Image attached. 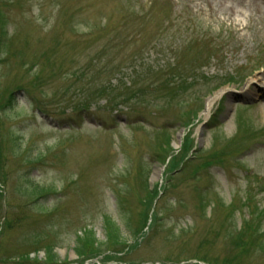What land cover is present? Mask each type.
Listing matches in <instances>:
<instances>
[{"label": "rangeland", "instance_id": "374dc122", "mask_svg": "<svg viewBox=\"0 0 264 264\" xmlns=\"http://www.w3.org/2000/svg\"><path fill=\"white\" fill-rule=\"evenodd\" d=\"M17 1L0 0V102L36 72L41 83L0 108V224L30 214L0 253L34 247V264H81L75 233L104 242L111 216L126 245L99 242L84 264H264V0ZM73 84L107 93L83 107ZM197 145H227L225 167L170 175L171 156Z\"/></svg>", "mask_w": 264, "mask_h": 264}, {"label": "trees", "instance_id": "16d2710c", "mask_svg": "<svg viewBox=\"0 0 264 264\" xmlns=\"http://www.w3.org/2000/svg\"><path fill=\"white\" fill-rule=\"evenodd\" d=\"M14 1H17V0H14ZM17 2L20 3V1H17ZM1 17L2 16L0 14V22L2 21ZM2 33H4V31L2 29V24H1V26H0V39L2 37ZM40 61H43V60H40ZM34 66H35V63H33L30 66L29 70H31ZM81 73H83V72H81ZM40 83H41L40 75L36 72V73H34L30 82H28L25 85L18 86L16 91L14 90L10 93V95L7 97L6 101L0 102V104H1L0 108H1V106L7 107V108L12 107L15 103V95L16 94H20V93L25 92V91L28 93L29 87L39 86ZM84 84L85 83H82L81 85H84ZM82 87L83 86L80 87V85L74 86V84H73L72 85V88H73L72 94L75 97L81 98V96H82L84 98L83 99L84 101H82V103L80 105L83 107L89 106L91 104V99H93L94 97H100V96L104 97L105 94H103V93H107V91H106L107 88H104V89L101 88L98 90H94V91H92V93H90V92H88L89 89H85L84 91H82ZM108 88H111V87L109 86ZM120 95L121 94H119L117 98H119ZM129 95L132 96V98H137V95H135L134 92H132V93L128 92L126 99H130ZM105 97H108V95ZM89 100H90V102H89ZM114 100L115 99H112V101H114ZM217 121H219V118H216V115L214 114V117L212 118V120H210V122H208V124H209L208 126H211L213 124L215 125L216 123H218ZM1 140H2V138L0 139V162H1V157H2ZM227 145L225 147L219 149V150L210 148V149H208V151L202 149L201 147H199V145L194 146L193 149H192V147H189V148L187 147L189 150L188 152H190V150H191L190 153H188L186 150V152L188 154L184 152V154H180V156H178V157L176 155L171 156V159H170L171 162L169 163V165H167V166H169L168 171H170L169 172L170 175L176 170H178V171H176L175 174L180 172V175L185 174L186 172L188 173V171H190L191 174H189V175L191 177L195 178L196 175H198V173L200 171H206L213 166H220V167L224 168L226 165V158L225 157L227 155H225V154L227 152L225 151V148H227ZM205 151H206V153H205ZM203 153H205V154H203ZM28 161L32 162V161H36V160L35 159H33V160L28 159ZM170 175H168L169 176L168 178H171ZM0 181H1V179H0ZM260 186H261V183H260L259 187ZM162 187L165 189L167 187V185L166 186L164 185ZM163 188H162V190H160L158 188L156 189V187L153 189L148 188V190H147V194L149 196L148 198H149V201H151V203L155 200L153 202L154 206H157L159 201H161L164 198V196L166 195V194H164L165 192L163 193ZM46 193H48V192H45L44 194L46 195ZM44 194H41L40 196H44ZM245 201L249 202L250 198L248 197L246 200H244V202ZM140 202H141V200H140ZM244 202L242 204H244ZM230 205L233 206V204H231V203H230ZM153 210L154 211H153V216H152V223L153 222L155 223V221H157L158 217H157V212L154 209V207H153ZM28 213H29L28 210L21 211V212L17 211L15 218H12V219L8 218L7 215L5 214V219L0 224V226H1L0 242H1L2 238H4L3 236H5L7 231L15 228L23 220H25L26 218H28L30 216V214H28ZM143 215L144 216L142 218V227L144 228V226L146 225V222L148 221V213L143 214ZM102 221L104 222L105 232H106V240H105L106 242L105 241L104 242L105 243L108 242L112 246L122 245V243H123L125 246L126 242H124V239L121 236L120 230H118V227L116 229V226H117V224L115 223L116 220L111 216H107ZM244 225H246L248 227L247 231L249 229H251L252 231L258 233V228L257 229L254 228L253 221L251 219L245 220ZM125 226L129 230L130 227L127 223L125 224ZM112 229H113V231H112ZM81 230H80V233H78V232L75 233L74 251L78 257V260H80L79 263L84 264L83 262L85 261V259L95 255L98 243L99 242L104 243V242H102V240L98 241L96 238H94V236H93L94 232L92 230L86 231L87 234H83L84 232ZM136 231L138 232V230H136ZM246 232L244 231V229H239L237 239H235V241H233L234 247L236 249H239V252L242 254L247 253L248 250L251 248V247H249V246H251L250 244H252L251 241L248 240V239H250V237L247 236ZM135 235H136V233H135ZM39 236H40V234H37V233L34 234V236H32L33 237L32 242L39 244V241H36V239ZM257 237H258L257 240L259 242H261L260 238H262V235H257ZM28 239H29V237H28ZM135 244H136L135 246L133 244L132 245L134 247H137L139 243L135 242ZM47 245L48 244L43 246V249L45 250V256L47 258V261L48 260L49 261H55V253L53 252L54 249L52 248V246L47 247ZM132 245H128V246L131 247ZM20 250L17 249L13 254H3L2 255V253H0V257H1L0 263H2V264H34V261L36 260V257H34V255L37 253L36 248L32 247L29 252H28V250L27 251L26 250L20 251ZM32 253H33V256H31ZM115 258H117V257H115ZM192 259H194V261ZM188 260H190L191 262H188ZM188 260H185L182 262H184V264H200V262L205 261V258L194 257V258H191ZM215 262L216 263L222 262V264H239L236 256H230L228 259H225L224 261L216 260ZM89 264H95V263H89Z\"/></svg>", "mask_w": 264, "mask_h": 264}, {"label": "bare ground", "instance_id": "6f19581e", "mask_svg": "<svg viewBox=\"0 0 264 264\" xmlns=\"http://www.w3.org/2000/svg\"><path fill=\"white\" fill-rule=\"evenodd\" d=\"M224 91H221L220 93L216 94V95H212L210 97L207 98V100L205 101V108L203 110L202 116L204 117V119L206 120V118H208L210 110L214 104V102L223 94Z\"/></svg>", "mask_w": 264, "mask_h": 264}, {"label": "water", "instance_id": "95a60500", "mask_svg": "<svg viewBox=\"0 0 264 264\" xmlns=\"http://www.w3.org/2000/svg\"><path fill=\"white\" fill-rule=\"evenodd\" d=\"M226 90V89H225ZM224 89H221V90H219V91H217V92H215L214 93V95H216V94H218V93H220L221 91H225ZM205 126V125H204ZM178 138H179V136H178Z\"/></svg>", "mask_w": 264, "mask_h": 264}]
</instances>
